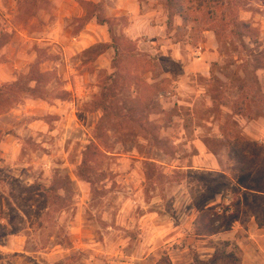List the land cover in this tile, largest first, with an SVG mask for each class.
I'll return each mask as SVG.
<instances>
[{
  "label": "rangeland",
  "instance_id": "obj_1",
  "mask_svg": "<svg viewBox=\"0 0 264 264\" xmlns=\"http://www.w3.org/2000/svg\"><path fill=\"white\" fill-rule=\"evenodd\" d=\"M167 3L0 0V264L258 259L264 0Z\"/></svg>",
  "mask_w": 264,
  "mask_h": 264
},
{
  "label": "trees",
  "instance_id": "obj_2",
  "mask_svg": "<svg viewBox=\"0 0 264 264\" xmlns=\"http://www.w3.org/2000/svg\"><path fill=\"white\" fill-rule=\"evenodd\" d=\"M167 4H166V12H167V14H168V20H169V17H170V15L172 14V13H170L169 12V8L170 7H174V5H175V0H167ZM174 14H175V12H174ZM92 15H88V17L86 16H84V17H80L79 19H81V24L84 22V20H85V18H89V17H91ZM171 18V17H170ZM96 19H97V22L100 24V25H108V28H109V33H110V43H109V46H111L112 47V49H113V51H114V53H115V55H116V57H117V55L119 56V57H121V50H123V46L124 45H126V47H127V49H130V46H129V42L128 41H126V39H122V38H120V37H118V36H116V35H114L113 34V32H112V27L109 25V19L108 18H103V17H100V16H98V15H96ZM124 51V50H123ZM133 54H135V53H132V55ZM116 63H115V59H114V61H113V66H116L115 65ZM41 74H43V73H41ZM113 75H114V73H112L110 76H109V78H108V80H109V83H107L105 86H104V88H103V90L101 91V98H100V100H98V101H96V102H94V107H102V108H104V109H106V106H105V104H106V101L109 99V97H110V95L109 94H111L112 92H113V89H112V85L114 84V82H115V80H114V77H113ZM34 80H36L37 81V79H35V78H32L31 79V81H34ZM254 145H256V143H254V142H246V147H250V150H249V154L251 155L252 153L254 154V155H256V157L254 158L255 159V163H259V161H257L258 160V154L257 153H254L255 152V150L254 151H252L251 150V147L252 146H254ZM252 152V153H251ZM255 163L253 164V165H255ZM253 165H250V166H253ZM260 189V188H259ZM259 189H254L255 191H260ZM260 194H264V191H260ZM221 228H222V223H218V225H216L215 227H209V228H207L206 229V234H208V235H213V234H215V233H217V232H219L220 230H221ZM169 262V261H168ZM170 264V263H169Z\"/></svg>",
  "mask_w": 264,
  "mask_h": 264
},
{
  "label": "crops",
  "instance_id": "obj_3",
  "mask_svg": "<svg viewBox=\"0 0 264 264\" xmlns=\"http://www.w3.org/2000/svg\"><path fill=\"white\" fill-rule=\"evenodd\" d=\"M258 221L259 220L252 215L248 220L249 230H247V232L250 233L248 238L251 243L254 244L253 250L256 251V255L258 256V259L253 261V264H264V221ZM241 262V264H248L249 260L243 258Z\"/></svg>",
  "mask_w": 264,
  "mask_h": 264
},
{
  "label": "built area",
  "instance_id": "obj_4",
  "mask_svg": "<svg viewBox=\"0 0 264 264\" xmlns=\"http://www.w3.org/2000/svg\"><path fill=\"white\" fill-rule=\"evenodd\" d=\"M217 210L220 212V209L219 208Z\"/></svg>",
  "mask_w": 264,
  "mask_h": 264
}]
</instances>
